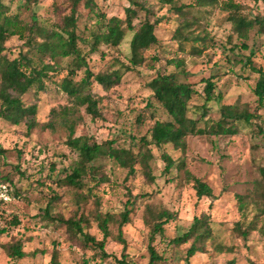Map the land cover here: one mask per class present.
I'll return each mask as SVG.
<instances>
[{"label": "rangeland", "instance_id": "rangeland-1", "mask_svg": "<svg viewBox=\"0 0 264 264\" xmlns=\"http://www.w3.org/2000/svg\"><path fill=\"white\" fill-rule=\"evenodd\" d=\"M85 1L78 5L82 19L77 32L89 42H79L78 46L87 55L90 70L96 73L110 67L119 68L117 62L128 64L132 32H126L117 48L101 44L94 53L89 51L90 32H97L100 26L93 14H87ZM138 1L150 14L138 11L133 20L134 29L145 20L153 23L159 19L155 31L158 44L144 53L145 65L122 72L120 85L108 92L93 86L94 95L100 98L101 117L93 120L84 107L76 109V113L69 116L75 120V137H91L97 143L114 140L115 147L137 152L130 136L136 141L143 136L149 138V130L156 121L169 119L146 86L159 73L177 74L179 81L192 84L197 95L189 102L187 115L198 120L199 128L205 127L207 120H218L223 105H236L240 112H259L260 115L250 123L236 122L234 136L188 137L184 152L170 145L161 149L152 146L153 182L143 177L139 166H136V174L126 180L125 169L100 159L93 165L94 175H104L105 181L95 184L88 177L84 179L88 189H75L63 182L78 157L66 146L68 131L62 122V108H71L72 103L60 89L71 58L58 60L59 70L48 74L44 91L31 88L21 98L24 106L36 105L38 125L29 131L25 121L13 125L0 119V180L9 183L17 196L11 204L0 208V264H50L54 251L60 264H113L121 259L128 264H148L151 222L147 206L175 215V220L164 226L163 236L156 235L152 242L161 258L157 264H185L183 260L191 240L179 246L170 242L189 229L193 218L203 215L208 217L211 237L204 244L203 252L194 254L188 264H264V200L259 175V168L264 166V108H258L252 93L257 75L244 65L251 56L255 66L264 67V33L251 30L248 39L241 41L226 20L228 11L223 9L224 4L238 5L243 16L264 18V3L261 0H216L213 6L198 7L196 0H174L178 7L192 3L193 10L188 17L196 16L209 34V47L201 55L191 56L188 55L189 44L182 46L172 39L178 24L168 11L169 6L155 0ZM3 2L9 7L10 15H17L22 23H31L33 5L26 8L20 0ZM93 2L96 11L106 18H124L128 7L126 0ZM69 6V0L40 1L36 7L39 26L56 29L52 24L61 22L69 13ZM86 22L89 25L84 29ZM24 42L11 38L6 43V56L14 58L19 51L26 52ZM242 44L246 50L242 49ZM30 57L38 63L36 53H30ZM171 59L182 61V67L167 65ZM44 63H50L49 59L45 58ZM82 77L83 70H80L74 80ZM209 77L214 82V99L206 103L203 80ZM203 104L207 106L204 118L201 117L205 112ZM137 116H140L139 122H136ZM48 122L52 123V128L43 127ZM162 153L168 154L175 163L168 173L164 172ZM182 163L183 167H179ZM185 171L205 182L214 198L198 200ZM239 197L243 198V206ZM128 199L134 206L129 223L122 227L123 245L119 242L118 228ZM48 204V215H45ZM98 216L110 218L109 238L104 247L106 258L95 244L59 221L60 218L81 220L86 234L98 242L102 240ZM239 229L248 230L245 238L240 236ZM16 242L25 252H36V255L22 260L10 259L4 247Z\"/></svg>", "mask_w": 264, "mask_h": 264}, {"label": "trees", "instance_id": "trees-1", "mask_svg": "<svg viewBox=\"0 0 264 264\" xmlns=\"http://www.w3.org/2000/svg\"><path fill=\"white\" fill-rule=\"evenodd\" d=\"M20 1H22V7L34 6L30 24L19 21L17 15H10L9 7L3 0H0V119L13 125H18L25 121L29 131L35 128L38 125L35 120L36 105L24 106L21 100L22 96L31 88H35L38 92L44 91L45 81L49 79L48 74L59 70L58 60L71 58L67 74L60 83V89L72 103V107L62 108V122L68 131L66 146L77 154L78 159L64 177L63 182L66 185L82 190L87 188V183L84 182V179L88 177L92 178L95 184L104 182L106 179L104 175L99 174V177L95 176L96 174L94 175L95 169L93 165L100 159H106L115 163L118 167L125 169L126 180L136 174V166H139L143 177L147 181L153 182L154 177L152 176L150 166V162L154 157L151 150L152 146L161 149L162 146L170 145L174 149L184 152L188 137L234 136L236 134V122L250 123L260 115L259 112L257 114L247 111L240 112L236 105H223L220 107L218 120L212 122L207 120L206 126L199 128L198 120L190 118L187 115L189 102L194 95H197V91L194 90L192 84L179 81L177 74L159 73L146 86L151 93L152 99L166 112L169 119L156 121L149 130V138L143 136L136 141L130 136L133 146L137 147V152H134L132 149L115 147L114 140L97 143L91 137H75V120L69 119V116L74 115L76 109L84 107L86 114L90 115L93 120L100 119L101 113L98 108L100 98L94 95L92 91L93 86L100 88L104 92H108L110 89L121 84L122 72H130L136 67L145 65L146 58L144 53L152 46L158 44L155 31L157 23H160V20L158 19L153 23L145 20L135 30L133 20L137 12L143 10L146 14H150L138 0H126L128 7L124 10V18L116 16L106 18V16L96 11V5L93 0H86L83 6L86 8L87 14H93L97 18L96 23L100 26L97 32H90V52L94 53L101 44L117 48L123 41L126 32L133 33L129 42L130 56L128 64H121L116 61L120 64L119 68L114 69L110 67L95 73L88 66L87 55L83 54L78 46L79 42L88 41L83 39L77 32L79 22L82 19L78 5L84 0H69V13L63 16L60 23L52 24L56 29L39 26L36 20V7L42 0ZM155 1L168 5V11L177 19L178 25L172 39L182 46L183 44H189L188 55H201L209 47V42L207 41L209 34L206 29H202L201 21L196 16L188 17L191 10H193L192 3L182 4L178 7L174 4V0ZM261 1L264 3V0ZM216 3V0H196L195 6H213ZM223 9L228 11L226 20L232 25L233 33L241 41L248 39L251 30L257 29L258 33H264V18H247L243 16L238 5L224 4ZM88 25L87 22L84 23V29H87ZM193 31H196V34H193ZM14 37H17L20 41L25 40L24 45L28 50L26 52L19 51L16 57L9 58L5 54L7 50L6 43ZM182 46L181 51H184L185 49ZM242 49L246 50L247 47L242 44ZM32 52L39 56L38 63H35L34 59L30 57V53ZM45 58H48L50 63H44ZM153 61H156V57H153ZM166 64L180 69L183 62L171 59ZM244 65L257 75L252 93L256 98L258 108H264V67L255 66L251 60V56L247 58V62ZM80 70H83V77L79 81H75L74 76ZM203 81L205 102L208 103L214 99V82H212L211 77ZM202 108L205 112H203L204 114L201 117L204 118L207 106L203 104ZM139 121L140 116H137L136 122ZM43 127L52 128L53 125L51 122H48ZM161 159L165 164L164 172L168 173L175 165L174 160L166 153L161 154ZM179 167H183V163ZM259 175L262 182V198L264 200V166L259 168ZM185 177L192 181L198 200L202 198H214L211 188L205 182L193 177L187 171H185ZM0 182L9 185V183L2 180ZM13 198H17L14 192ZM239 203L243 206L242 197H239ZM49 204L44 212L45 215H48ZM7 205L0 204V208ZM133 206V202L128 199L125 203L124 212L121 214L118 236L119 242L123 245H125V242L120 240L122 227L129 223V214ZM146 211L149 214L151 222L149 224L150 237L147 246L150 254L148 264H157L161 258L157 255L152 242L156 235L163 236L164 226L170 221L175 220V215L167 210H157L149 206H147ZM108 219L110 220L108 217L102 219L98 216V227L102 233V240L98 242L86 234L81 220H63L60 218L59 221L69 229H75L78 235L95 244L103 253V257L106 258L108 256L104 252V247L106 240L109 238V231L107 229ZM238 231L243 238L248 234V230L239 229ZM210 237L211 230L208 224V217L203 215L199 218H193L189 229L181 236L171 240L170 243L179 246L191 240V245L186 250V256L183 260L185 264H188L189 259L194 254L203 252V246ZM4 248L10 259L22 260L36 255V252H25L18 242ZM50 264H60L55 251L51 256ZM82 264H89V262H83ZM113 264L128 263L121 259L115 261Z\"/></svg>", "mask_w": 264, "mask_h": 264}, {"label": "built area", "instance_id": "built-area-1", "mask_svg": "<svg viewBox=\"0 0 264 264\" xmlns=\"http://www.w3.org/2000/svg\"><path fill=\"white\" fill-rule=\"evenodd\" d=\"M14 200L11 187L3 182H0V204H10Z\"/></svg>", "mask_w": 264, "mask_h": 264}]
</instances>
